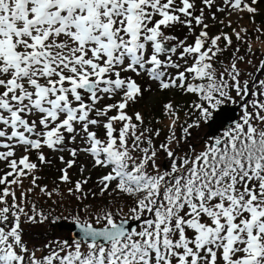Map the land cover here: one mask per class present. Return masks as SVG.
I'll list each match as a JSON object with an SVG mask.
<instances>
[{
    "label": "snow or ice",
    "instance_id": "1",
    "mask_svg": "<svg viewBox=\"0 0 264 264\" xmlns=\"http://www.w3.org/2000/svg\"><path fill=\"white\" fill-rule=\"evenodd\" d=\"M259 3L0 0V264H264V59L248 60L246 72L236 48L224 66L232 35L244 37L235 29L210 35L207 22L231 27L217 13L254 18ZM134 77L196 97L183 121L171 100L163 104L170 123L162 141L160 128L129 112L152 91ZM226 104L240 108L239 118L197 151L193 130ZM45 149L70 157H58L69 195L126 197L128 213L105 204L93 214L84 204L72 217L76 238L31 243L25 225L56 222L28 203L37 188L49 198L59 191L37 183L30 154L51 164ZM81 154L107 169L97 191H85V164L82 178L69 174Z\"/></svg>",
    "mask_w": 264,
    "mask_h": 264
},
{
    "label": "trees",
    "instance_id": "2",
    "mask_svg": "<svg viewBox=\"0 0 264 264\" xmlns=\"http://www.w3.org/2000/svg\"><path fill=\"white\" fill-rule=\"evenodd\" d=\"M261 3H263L264 5V1H261ZM260 13L264 15V13L262 12ZM260 17L262 16H258L257 18H260ZM257 29L253 28L251 30H248L249 35L242 36L244 37V39L241 41L235 42L233 40V46L229 48V50L225 52L220 58L223 61L224 66H227L229 64L233 52L235 51L236 48H238L239 52L237 53V55H242L245 57V62L241 63L239 67L246 72L253 71L252 67L247 64V61L252 60L253 63H258L259 61L257 57H254V56H260V58L262 57V59L264 58V50L261 49L258 45H256V40H255L257 39L261 42L264 41V23L259 28L260 31H257ZM217 30H218V27L217 26L214 27V30H213L214 33H216ZM173 34L177 35L180 38H183L184 35L191 36L190 34L187 33L186 29L184 30L177 29ZM221 44L223 46V42H221ZM249 45L251 46V49L254 55H249L248 53ZM216 67L219 69L221 65L218 63ZM261 78H264V76H262ZM177 94L178 96L183 95L182 93L176 90H174V92L173 91H160L159 97L157 98V100L152 106H149L146 100L142 99L137 104L133 105L129 109V112L131 113L132 111H140L145 116L147 126L154 127V128H160L161 137L159 138V140L162 141L164 136H166L168 133L167 125L170 123L169 117L165 115L164 113L163 104L167 103L169 99L173 98ZM147 95H149V92L144 93V97H147ZM186 96L189 99V102L187 104L191 103V101L196 99L195 96H190V95H186ZM185 106L180 108L181 111L179 115H180L181 121L187 118L186 117L187 108ZM165 118L167 119V122L163 121ZM200 129L193 130V131L197 130L195 131V133L193 132V137H196V138L195 139L193 138V141H192L193 147H196L197 151H199L200 148L203 147V143L202 145H199L201 143V139L197 137L199 136ZM179 134L180 132H179V127H178L177 135ZM44 152H45L46 157L51 161V164H48V165L40 164V162L36 159V153L35 152L31 153V160L38 164V171L35 173V175L38 176L40 179L37 181V183L41 187H43L44 185H47L49 189L58 187L59 191L58 193H54V195L51 198H49L43 193H41L40 189L37 188L30 195L28 199V203L29 204L35 203L38 210H41L45 214L49 215V221L56 219L57 217L72 220V217L76 215V213L79 211V209L84 204H91L93 208V214L95 213L97 208H102L104 207L105 204H109L113 207L115 205H119L120 207L124 209V213H128V207L131 206V201H129L126 197L122 199H117L116 201L113 202L111 198L107 196H105L104 198H100L99 196H97L95 199L89 196L87 199L83 201H78L75 196L69 195L67 188L71 187L72 185H66L59 181V176L61 173L58 170L64 167V165L60 162L58 157L59 155H62V154L65 156V159H68L70 157L68 156L67 153H53L48 149H45ZM78 162L80 161L78 160ZM75 167L76 166H74L72 169L69 170V174L72 180L82 178L80 174L75 172ZM0 169L2 168L0 167ZM106 172H107V169H100V168L94 169L91 166V171L89 173L84 174V175L91 176V180L89 181V184L86 186L85 191H87L88 189L97 191V181L99 177L106 174ZM30 182H31V177L24 179L25 189L31 186ZM108 199H110V201H107ZM80 215L83 218L87 219V217H84V214L82 212L80 213ZM36 226H39V225H36ZM25 228L28 231L29 236L32 237L31 243H34L36 245L38 243L35 242V238L49 237L51 234L54 235V231L51 230L52 228L34 229L32 226L29 227L28 225H25ZM58 233H62V232L59 231Z\"/></svg>",
    "mask_w": 264,
    "mask_h": 264
},
{
    "label": "rangeland",
    "instance_id": "3",
    "mask_svg": "<svg viewBox=\"0 0 264 264\" xmlns=\"http://www.w3.org/2000/svg\"><path fill=\"white\" fill-rule=\"evenodd\" d=\"M219 3V0H218ZM260 12L264 13V6H258V13L254 16H252V14H248L247 12H240V13H236L233 12V14L229 17L227 15V13H217L218 17L220 20H224L225 24L228 23L229 20H231V27H224L221 24H219L218 22L212 21L211 19H209L207 22L209 23L210 27H209V31H210V35H215L220 33L221 31L224 32H228L230 34H232V30L235 29L236 31H239L241 33V36L244 35H249L248 30H251L253 28H260L262 26V24L264 23V15H262ZM258 16H262L260 18H257ZM218 27V30L216 31V33H214V27ZM243 29H247V32L242 31ZM232 39L236 42V38L235 35H232ZM256 40V45H258L261 49L264 50V41H259L257 39ZM189 41V40H188ZM257 57L258 61L262 59V57L260 58V56H254ZM152 83L151 81L149 82V84ZM152 85H155L154 83H152ZM172 91V90H171ZM159 90L157 88H155L154 90H152L151 92H149L148 97L146 98L148 105L152 106L155 101L157 100V98L159 97ZM178 97V99H177ZM106 101V100H105ZM171 101L177 106V107H182L184 105H186L189 102V99L187 98L186 95H180L178 96L175 95L173 97V99H171ZM112 102V101H111ZM164 122H167V119L165 118L163 120ZM207 128H201L199 131H204ZM198 130V129H197ZM195 130V131H197ZM195 131H193L195 133ZM201 132V133H202ZM198 137V136H197ZM196 137H194L195 139ZM202 145V142L199 144ZM79 165H77L75 167L77 173H79ZM87 173L89 172V166L87 167ZM107 201H110V199H108ZM106 201V202H107ZM87 205H91V204H87ZM55 219L51 220L54 221ZM51 222H44V224L39 225V226H32L34 229H47V228H52L51 230L54 231V235L51 234L49 237H47L49 240L51 239H60V238H64V239H68L67 237H69V233L67 234L65 231L66 230H61L59 229L57 226H52L50 224ZM62 232V233H58V232ZM58 236V237H57ZM45 237H37L35 238V242L38 243L37 246L42 245L44 242ZM70 240V239H69Z\"/></svg>",
    "mask_w": 264,
    "mask_h": 264
},
{
    "label": "water",
    "instance_id": "4",
    "mask_svg": "<svg viewBox=\"0 0 264 264\" xmlns=\"http://www.w3.org/2000/svg\"><path fill=\"white\" fill-rule=\"evenodd\" d=\"M238 115V106L225 105L223 109L219 112L217 119L210 124V129L214 127L216 122L220 123L221 128L229 127L230 124L234 123L237 120ZM223 125V126H222ZM132 226H136L135 222H131ZM54 226H58L60 229H67L70 231L72 239L76 238L79 233V228L75 225L74 222H69L65 220H59L54 223Z\"/></svg>",
    "mask_w": 264,
    "mask_h": 264
}]
</instances>
